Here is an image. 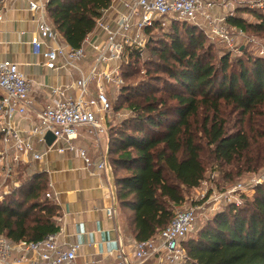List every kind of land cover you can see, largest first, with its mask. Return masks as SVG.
<instances>
[{"label": "trees", "instance_id": "1", "mask_svg": "<svg viewBox=\"0 0 264 264\" xmlns=\"http://www.w3.org/2000/svg\"><path fill=\"white\" fill-rule=\"evenodd\" d=\"M111 3L48 0L47 11L66 42L76 48L85 43ZM252 14L255 19L251 21L234 14L227 15L226 20L235 28L264 33V9ZM167 26L168 31L158 36L159 29L165 27L148 28L144 48H127L120 62L124 84L110 96L120 98L130 88L149 87L146 80L138 84L135 74L139 72L137 64L148 63L155 56L152 53L158 58L154 62L169 77L166 82L175 90L168 96L174 99L170 105L164 97L157 101L151 94L141 108V101L129 105L138 114L130 119L128 130L118 132L116 155L110 157L116 205L129 211L127 224L137 241L155 236L170 224L176 207L186 200L184 188L197 187L204 179L209 151H213L214 159L232 165L236 174L264 165L263 53H247L237 67L226 53L216 65L205 59L201 27L177 20ZM170 56L177 65L168 64ZM131 77L132 81L126 82L125 78ZM200 110L209 113L200 127L201 135L192 121ZM227 112L237 113L236 124L248 116L249 127L241 125L228 132ZM19 175L21 185L0 200V235L15 242L40 241L59 232L60 206L46 196V172H31L23 166ZM261 181L251 197H244L242 205L234 202L218 211L195 237L182 242L187 259L181 264H264V178Z\"/></svg>", "mask_w": 264, "mask_h": 264}, {"label": "built area", "instance_id": "2", "mask_svg": "<svg viewBox=\"0 0 264 264\" xmlns=\"http://www.w3.org/2000/svg\"><path fill=\"white\" fill-rule=\"evenodd\" d=\"M26 3L38 29L30 41L33 52L42 55L45 65L51 69L78 71L79 76L72 85L78 92L70 95L65 87H50L47 94L50 103L36 110L27 76L16 62L0 60V200L21 185L18 176L22 164L43 158L45 151L38 146L46 150L53 147L45 138L52 132L54 143H60L59 152L76 151L87 167L107 172L112 186L105 192L111 202L106 212L112 216L116 208V184L111 160L107 155L95 159L87 148L78 147L72 141L84 129L94 145L100 146V138L107 133L111 121L110 96L116 95L124 84L120 62L128 47L142 49L146 46L148 28L166 27L174 20L186 21L230 42L232 34L225 24L230 14L219 17L217 8L220 6L214 0H112L94 30L103 32V40L89 42L88 36L85 40L88 46L84 43L75 48L50 20L47 0H26ZM5 4L6 0H0V20ZM89 54L92 63L86 70L82 62ZM18 116L32 117L31 127L18 129L14 125ZM46 196L53 198L50 190ZM222 200L221 196L214 197L213 205H219ZM200 208L196 205L177 210L164 230L147 240L136 241L132 250L120 244L110 251L114 253V262L109 264H145L152 258L157 259V264L184 263L187 254L182 242L195 230ZM80 248V242L68 245L60 241L58 232L40 241L15 242L0 235V264H90L78 259Z\"/></svg>", "mask_w": 264, "mask_h": 264}, {"label": "crops", "instance_id": "3", "mask_svg": "<svg viewBox=\"0 0 264 264\" xmlns=\"http://www.w3.org/2000/svg\"><path fill=\"white\" fill-rule=\"evenodd\" d=\"M4 11L3 19L0 20V60L10 59L16 62L27 76L35 99V109L41 110L50 103L51 99L47 96L50 87H65L68 94H76L78 90L72 85L79 76L78 71L51 69L45 65L42 55L33 52L30 41L38 29L31 20L26 0H6ZM103 38V32L97 29L87 40L100 41ZM85 45L88 46L87 42ZM91 63L92 55L89 54L82 66L88 70ZM32 122L30 116H18L14 125L18 129L26 130L31 127ZM72 142L78 147L87 148L95 159L104 155L110 156L108 133L101 136L99 147L87 137L84 129ZM52 144L50 150L42 145L38 146L45 151L43 158L31 164H22L21 167H30L28 170L31 172H46L52 199L60 206L59 240L68 245L80 242L79 260H86L90 264L114 262V253L110 254V251L117 249L120 244L132 250L137 239L122 216L119 206L116 205L112 216L106 212L111 204L105 196V192L112 186L109 175L106 171L87 167L76 151L59 152L57 146L60 143L53 141Z\"/></svg>", "mask_w": 264, "mask_h": 264}, {"label": "rangeland", "instance_id": "4", "mask_svg": "<svg viewBox=\"0 0 264 264\" xmlns=\"http://www.w3.org/2000/svg\"><path fill=\"white\" fill-rule=\"evenodd\" d=\"M214 1L220 6L219 8H217V14L219 17L226 16L227 14H234L240 15L248 21H251L255 19L252 14L253 10L262 11L264 9V0ZM225 24L232 34L230 42L225 41L221 37H214V35L211 36V33H206V29H202V33L204 35V50L207 52L205 56L206 60H210L212 63L220 65V59L226 53H230V61L232 62L233 66L237 67L238 60L240 58H244L247 53L257 55L263 52L264 55V33L257 34L249 29L241 30L240 28H235V26L233 25L230 26L227 20ZM168 27L169 26H166L164 29H159V33L156 35L158 36L161 33L168 31ZM179 34L181 38L185 39L183 32H180ZM152 55L155 56L151 57L148 63L143 64L142 62H140L139 64H137L139 72L135 74L139 77L137 80L138 84L143 83L140 80H146L149 82V87L143 88L140 86L135 89L130 88L120 98L118 96L110 97L113 105V110L108 114L109 117H111V121L109 123V125L111 126L109 129V135L111 137V142L113 143V154L109 156V159L110 157L113 158L116 155V152H114V147L117 146L115 138L120 134L118 132L128 130L130 127V119H132L134 115L138 114V112L135 111L133 107L129 106L131 103L141 101L140 103L142 104L139 106L141 108L143 104L146 105L147 96L149 94H151L152 97H155L157 101H163L162 97H164V100H167V105L174 103V99L168 96L175 90L171 88L169 83L166 82V79L169 78L167 73L162 70L160 64L157 61L154 62L155 59H158L156 53H152ZM166 61L168 62V64H172L174 66L177 65L175 60L171 56L167 57ZM125 69L128 71H132V68L125 67ZM125 79L126 82H130L133 78L131 77ZM153 90L155 91V94H153ZM164 107L165 106H163V108ZM208 114L209 113L206 110H200V113L196 117L192 118L195 131L198 132L199 135H201L200 127L204 123L205 118ZM224 117L228 121V132L235 131L241 125L246 128L249 127V123L247 121L248 116L242 118L243 122L238 124H236V112H227L225 113ZM205 156L206 172L204 175V179L197 187L184 188L186 200L181 206H178L175 209L179 210L196 205H199L201 207L197 213L195 230L189 234L187 239L195 237L198 231L218 211L227 209L229 205L234 202L238 205H242L244 202V197H251L255 192L256 185L258 183H261V180H263L264 178V165L261 167L259 166L254 171H242L241 173L236 174L237 172L233 169L232 165H227L221 160L214 159L213 151H209V153ZM122 170L124 169L121 168V171ZM18 177L20 178V175ZM235 187H237L236 190H234ZM217 196H221L223 200L220 204L218 203L219 205H213V199ZM128 213V210L121 209V214L124 217L125 221H127ZM145 264H157V259L152 258Z\"/></svg>", "mask_w": 264, "mask_h": 264}, {"label": "water", "instance_id": "5", "mask_svg": "<svg viewBox=\"0 0 264 264\" xmlns=\"http://www.w3.org/2000/svg\"><path fill=\"white\" fill-rule=\"evenodd\" d=\"M45 138H46L47 144L49 145H51L53 141L55 140V136L52 132H48Z\"/></svg>", "mask_w": 264, "mask_h": 264}]
</instances>
